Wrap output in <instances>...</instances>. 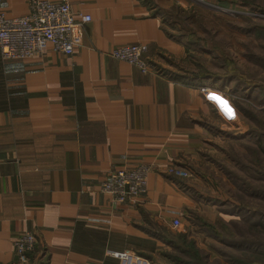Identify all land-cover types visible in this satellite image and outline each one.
Wrapping results in <instances>:
<instances>
[{"label":"crops","instance_id":"0c3cea01","mask_svg":"<svg viewBox=\"0 0 264 264\" xmlns=\"http://www.w3.org/2000/svg\"><path fill=\"white\" fill-rule=\"evenodd\" d=\"M149 1L68 0L71 55L0 57V264H17L24 231L38 239L28 264L128 255L113 252L140 264H264V171L253 164L264 163L262 143L247 138L225 91L175 76L169 59L185 49ZM217 2L264 12V0ZM0 12L23 16L28 2L0 0ZM128 43L147 45V72L110 55ZM138 164L150 170L136 202L99 189L109 172ZM170 165L190 176L168 174Z\"/></svg>","mask_w":264,"mask_h":264},{"label":"rangeland","instance_id":"374dc122","mask_svg":"<svg viewBox=\"0 0 264 264\" xmlns=\"http://www.w3.org/2000/svg\"><path fill=\"white\" fill-rule=\"evenodd\" d=\"M216 1L220 0H150L149 4L185 49L178 61L169 59L170 67L184 76L205 74L202 85H216L234 99L241 107L237 117L247 138L258 135L264 145V113H258L264 104V12L225 9ZM229 154L237 155L232 148ZM229 175L233 181L241 173Z\"/></svg>","mask_w":264,"mask_h":264},{"label":"built area","instance_id":"2783aa9c","mask_svg":"<svg viewBox=\"0 0 264 264\" xmlns=\"http://www.w3.org/2000/svg\"><path fill=\"white\" fill-rule=\"evenodd\" d=\"M27 2L28 12L23 16L5 17L0 12V57L4 60L25 59L42 54L46 50L71 55L74 20L68 0H27ZM90 20L88 14L81 16L82 22ZM146 51L147 45L144 43H128L113 47L110 55L117 60L127 62L141 72H147L149 68L144 57ZM199 88L205 92L211 90L207 85H199ZM149 170L150 167L146 164L115 169L101 181L99 189L108 194L114 202L134 203L146 192ZM166 172L181 178L190 176L188 169L174 165L168 166ZM170 225L173 229H179L182 226L180 218L171 219ZM37 243L38 239L34 233L30 231L21 233L13 241L16 263L28 264L29 254ZM112 256L119 260H123L126 256L122 264L142 263L131 259L127 252H113Z\"/></svg>","mask_w":264,"mask_h":264},{"label":"trees","instance_id":"16d2710c","mask_svg":"<svg viewBox=\"0 0 264 264\" xmlns=\"http://www.w3.org/2000/svg\"><path fill=\"white\" fill-rule=\"evenodd\" d=\"M260 29V28H259ZM175 76L176 77H178V78H182V79H185V80H188V78L190 79V81H195L197 84H200L201 82H203V80H205V77H206V75L205 74H199V75H195V74H191V75H188V76H184V75H180V74H175ZM234 100V99H233ZM237 102V101H236ZM236 105V107H238L239 105H238V103L237 104H235ZM241 107H239V109H240ZM238 109V110H239ZM260 112H262V113H264V109H262ZM256 141L257 142H260V143H263L262 142V140H261V138L257 135L256 136ZM258 151H259V154L261 155V154H263L264 155V146L261 144V145H259V149H258ZM255 155V154H254ZM256 156V155H255ZM246 159H248V160H251V158H246ZM247 164H250V163H246V165H245V167L247 166ZM254 166H257V168H258V171L259 172H263L264 171V163H262L261 161H258V160H255L254 161ZM251 165V164H250ZM253 166V165H252ZM245 179V178H244ZM244 179L241 181V186H243L244 184H245V181H244ZM233 182H235L234 180H233ZM218 236L220 235V234H217ZM246 245V244H245ZM181 254H183V255H187L188 253L187 252H185V251H181ZM175 258V257H174ZM175 260L176 261H179V259H177V258H175ZM231 262H233L234 264H236V262H234L233 260H230ZM179 262H182V260L180 259V261Z\"/></svg>","mask_w":264,"mask_h":264}]
</instances>
